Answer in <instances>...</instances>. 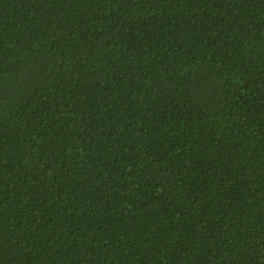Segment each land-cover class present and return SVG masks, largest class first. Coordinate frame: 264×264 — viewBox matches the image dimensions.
Wrapping results in <instances>:
<instances>
[{
    "label": "trees",
    "instance_id": "16d2710c",
    "mask_svg": "<svg viewBox=\"0 0 264 264\" xmlns=\"http://www.w3.org/2000/svg\"><path fill=\"white\" fill-rule=\"evenodd\" d=\"M0 264H264V0H0Z\"/></svg>",
    "mask_w": 264,
    "mask_h": 264
}]
</instances>
